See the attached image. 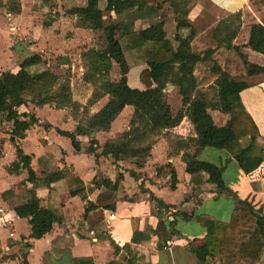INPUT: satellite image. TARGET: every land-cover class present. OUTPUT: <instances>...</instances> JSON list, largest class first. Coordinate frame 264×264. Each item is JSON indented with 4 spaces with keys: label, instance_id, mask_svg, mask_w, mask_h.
I'll use <instances>...</instances> for the list:
<instances>
[{
    "label": "crops",
    "instance_id": "crops-1",
    "mask_svg": "<svg viewBox=\"0 0 264 264\" xmlns=\"http://www.w3.org/2000/svg\"><path fill=\"white\" fill-rule=\"evenodd\" d=\"M29 1L20 0L22 11L19 15L8 13L4 7L7 0L0 1V74L6 71L16 74L23 67L28 70L40 69L46 55L49 58L67 56L80 42V37L87 35L92 40L91 33L87 32L93 30L75 29L69 22V15L76 23L78 15L86 12L87 0ZM144 1L147 8L143 18L135 10L119 17L113 12L108 16L133 22L135 31L140 32L148 43L165 39L177 49L192 28L197 32L191 42L194 52L216 49L213 61L199 62L195 66L194 77L201 84L197 96L202 95L203 88L210 87L213 82L215 84L216 77L205 81L214 62L222 70H229L238 82L249 84V88L241 92L240 98L255 122L259 136L241 138L240 142L242 147H253L254 160L246 167L226 150L210 147L201 149L195 158L198 148L195 142L191 141L192 145H172L164 136L168 132L187 142L197 138L195 127L188 117L178 127L162 132L143 168L135 166V158L115 161L112 156H102L103 146L108 141H116L119 134L130 129L134 114L131 106L125 108L109 131L77 135L82 145L80 151L76 150L71 139L59 131L77 133L81 119L96 114L108 102L106 97L89 106L95 86L84 80L87 68L81 53V65L78 68L72 66L80 72L78 83H72L77 110L31 105L26 111L34 114L38 123L30 127L20 142L24 155L31 159L30 167L38 179L44 181L48 175L62 170H66L67 176L49 187L41 181L35 186L29 181L27 169L22 165L14 167L18 157L15 145L6 136L0 139V264H74V259L108 264L123 260L124 254L116 250L126 243H131V254L138 264H198L195 255L189 251L188 239L201 242L207 231L203 227L201 233L196 221L176 218L175 230L180 234L172 236L168 225L174 221L173 215L177 211L210 215L223 222H226L223 215L228 213L230 220L227 223H230L237 213L238 199L248 202L253 212L264 217V74L246 77L243 60L233 50L234 47H240V53L250 63L264 67V55L246 47L251 25H264L260 18L264 6H257L256 0H176L188 9L191 24V28L178 31L176 16L169 5L162 3V0ZM36 2L40 4L42 13L34 8L33 3ZM82 2L85 3L80 6ZM99 3L101 9H105L106 0H99ZM40 14L48 15L50 21L46 25L40 24L39 46L32 49V53H24L14 45L15 42L6 40L8 37L16 39L19 33L32 31L33 16ZM67 26L74 30L73 36L64 33ZM178 34L179 42L175 39ZM61 36L64 37L63 46L57 48L55 38L61 39ZM86 45L90 47L85 52L100 48L91 42ZM59 65L70 66L68 63L56 64ZM46 66L51 67V63ZM143 69L145 66L142 63L126 65L113 62L111 80L119 82L125 78L131 88L144 90L139 80ZM42 71L44 69L39 72ZM166 95L173 114L183 109L179 88L169 85ZM209 113L218 127L226 126L230 120V116L220 110H209ZM117 125H120L118 133L115 132ZM92 138L98 145H87ZM195 160L220 168L224 184L234 193L233 196L218 194L217 187L207 183L208 174L200 172ZM169 164L176 171L175 188L171 187L169 169H163L158 174L159 168ZM77 179L83 187L75 181ZM104 180H110L113 184L119 180L112 200L107 201L114 208H99L86 215L87 204H97L99 196L108 190L103 185ZM81 188L82 193L71 194L72 191L79 192ZM31 191L35 192L42 207L56 211L59 218L51 233L39 240L30 238V220L38 210L37 205L29 200ZM155 199L176 208L168 212L161 209ZM136 233L144 234V238L138 237V242L132 243ZM166 243L168 247L159 250V246ZM219 261L216 259L213 264H220Z\"/></svg>",
    "mask_w": 264,
    "mask_h": 264
},
{
    "label": "trees",
    "instance_id": "trees-1",
    "mask_svg": "<svg viewBox=\"0 0 264 264\" xmlns=\"http://www.w3.org/2000/svg\"><path fill=\"white\" fill-rule=\"evenodd\" d=\"M162 3L169 5L176 16L178 31L183 28H191L188 20L189 12L186 7L180 5L176 0H162ZM4 7L11 14L19 15L22 11L20 0H8ZM146 8L147 3L144 0H106L105 9H101L99 0H87V10L78 15L76 27L101 31L105 38V47L92 48L82 53L87 68L84 80L95 86L88 104L92 106L106 97H108V102L96 114L84 116L77 128V133L63 131H59V133L70 138L74 148L80 151L82 144L78 141L77 135L109 131L125 108L131 106L134 108V114L130 121V129L124 132L120 139L108 141L103 146L102 156H112L115 161L135 158V166L143 168L153 147L148 141L152 137L161 135L164 131L178 127L183 119L188 117L197 134L196 139H190L198 147L195 158L205 147L223 149L247 167L250 161L254 160L252 158L253 147H242L240 140L241 138L259 136L257 126L245 110L240 98L241 92L248 89L249 84L238 82L237 77L233 76L229 70H222L214 62L208 72V77L217 78L215 85L219 91V103L215 105L204 97H194L201 85L194 77L195 66L199 62L213 61L216 49L210 48L202 53L194 52L191 42L197 32L192 28L186 40L180 42L177 49L165 39L161 42L148 43L140 32L135 31L133 22L119 21L107 16L113 12L119 17L135 10L140 14V18H143ZM179 38L178 34L175 38L176 41L179 42ZM246 47L264 55V25H251ZM233 50L243 60L246 77L264 74V67L250 63L247 57L240 53V47H234ZM136 59L145 66L139 76L144 90L131 88L125 78L119 82L111 80L113 62L129 65ZM60 81L61 77L50 69L32 73L23 67L16 74L10 71L0 74V116L4 122L11 123L15 128V136L12 137L11 142L17 148L18 157L14 167L22 165L27 169L29 181L35 186L41 181L49 187L67 176L66 170H62L48 175L44 181L38 179L30 167L31 159L24 155L20 147V142L26 137V132L31 126L38 123L35 115L26 111L29 105L35 107L50 105L57 110L65 108L77 110L78 104L73 100L70 82ZM171 84L179 88L183 101V109L177 114H173L167 101L166 89ZM28 95L31 98L30 101L27 99ZM209 110H220L228 114L230 116L228 124L224 127L216 126ZM91 143L98 145L95 140H92ZM194 163L200 172L208 174L207 183L215 185L218 194L233 196L234 193L224 184L220 168L196 160ZM163 169L170 170L171 187L175 188L177 182L175 169L169 164L159 168L158 174ZM119 180L114 184L110 180L103 181L104 187L108 190L99 196L97 204H87L86 215L99 208L109 210L114 208L107 201L112 200L113 192L118 189ZM75 181L79 182V179ZM81 185L83 187V184ZM195 191L196 189L193 192ZM82 192L83 188L79 192L72 191L71 194L77 195ZM152 199L154 200V197ZM29 200L38 207L37 212L30 220L32 228L30 238L39 240L51 233L54 223L59 218L56 211L40 205L34 191H31ZM155 200L161 209L168 212L176 208ZM188 200L186 199V201ZM236 200L237 206H239L237 211L242 207H247L249 214L246 218L255 224V230L245 244L239 243L236 239L234 221L227 223L210 215L189 214L184 211H177L173 215L175 219L170 223L171 226L173 225L172 236L180 234L174 228L176 218H181L184 221H196L206 229L207 234L201 242L198 240L189 241V251L195 255L198 264H213L216 259H219L223 264L232 258L234 252H239L242 257L248 258L247 260L254 264H264L260 263L264 253V217L253 212L249 208L248 202ZM138 237L144 238V234L136 233L132 243L138 242ZM166 247H168L167 243L164 246L160 245L159 250ZM116 251L124 254L123 260H115L108 264H138L137 259L131 254V243H126L122 248L117 247ZM74 264H93V262L86 259H74Z\"/></svg>",
    "mask_w": 264,
    "mask_h": 264
},
{
    "label": "rangeland",
    "instance_id": "rangeland-1",
    "mask_svg": "<svg viewBox=\"0 0 264 264\" xmlns=\"http://www.w3.org/2000/svg\"><path fill=\"white\" fill-rule=\"evenodd\" d=\"M1 1V0H0ZM8 1V0H7ZM25 2L27 3H30L29 0H25ZM85 2H82L80 4V6H83ZM34 5V8H36V10H38V12L40 11V13H42V10L40 8V4L38 2L36 3H33ZM256 5L259 6V5H263L264 6V0H256ZM86 6H87V1H86ZM260 9V7H259ZM36 12V11H35ZM35 14V13H34ZM69 15V14H68ZM109 14H107L108 16ZM69 19H70V23L73 25V28L76 29V24L75 22H73V17L71 15H69ZM32 18V17H31ZM29 18V19H31ZM34 19L33 20V25H31L32 27V31L30 30V32H26V33H19V36L16 37V39H10L9 37L6 39L8 42L10 41V43H14V45H16L17 47H19L22 52L26 53V52H29V53H32L31 50L32 49H37L39 45L38 42H39V39L41 37V33H40V24H44V23H47V21H50V18L49 16L47 15H39V16H33ZM107 18V17H106ZM260 18L262 19V21H264V11H262V13L260 14ZM12 27V26H11ZM71 28V26H70ZM68 26L67 28H65L64 30V33L67 34V36H73L75 34L74 30H71ZM16 28L14 27V30L15 31ZM67 31V32H66ZM63 32V31H62ZM11 33V32H10ZM87 33H91L90 36L92 38V40H89V37L86 35V37L82 36L79 38V43L76 44L74 46V48L69 51L68 55L67 56H60V58H49L50 56H45V60H43V63L40 67V69H36V70H32L30 68V71L32 73H39V71L41 69H50L52 70L54 73L56 74H59V76L61 77V81L60 82H64V80H67L70 82V85H71V88H72V83L73 84H77L79 79V71L78 69L74 70L72 68V66H76V68H78L81 64H80V57L79 55L81 53H84L86 49H88L90 46L86 45V43H89L91 42L92 45H98L99 47H105V38H104V34L103 32L101 31H97V32H87ZM63 42H64V37L61 36V39L56 37L55 38V42L54 44L58 47H60V45L63 46ZM53 44V45H54ZM54 57V56H52ZM29 59V58H28ZM42 59V58H41ZM51 63V67H47L46 65H48V63ZM57 63H68L70 64V66L68 67H64V66H56ZM132 64H141V61H137V59L134 61H132ZM212 68V66H211ZM210 68V70H211ZM238 73L240 72V68L238 67L237 69ZM242 72H243V69H242ZM210 78H212L211 76L208 77L205 76V81H207L208 79L210 80ZM211 81V80H210ZM198 93H199V90L197 89ZM203 93L202 95H198L200 97H204L206 99H208V101H211L213 104H218V95H219V91H218V87L214 84L213 82V85H211L210 87L208 88H203ZM197 93V94H198ZM197 94L195 93L194 94V97L197 96ZM27 99L28 101H30V97L29 95L27 96ZM30 106H28V108L30 109ZM53 107V106H51ZM2 118V116H0ZM0 118L1 121H3L2 119ZM130 127V126H129ZM15 129V128H14ZM14 131L15 130H11L10 132L7 131L5 133V136L7 137V139L11 140L12 137L15 136L14 134ZM120 131V125H117L116 128H115V132L118 133ZM122 136V134H119L118 139H120V137ZM160 136V135H159ZM159 136H155V137H152L151 140L148 141L149 144L151 145H155L157 139L159 138ZM164 136H167V138L169 139V141L171 142L172 145H192L193 142H187V141H183V140H180L179 137H176V136H173L170 132H168L166 135ZM92 140H95L94 138H92ZM92 140L90 142H87V145H92ZM96 141V140H95ZM95 143V142H94ZM98 142L96 141V144ZM94 145V144H93ZM226 208V206L224 207V209ZM225 211H227V208L225 209ZM249 214V209L247 207L245 208H240V210L237 211V213H235V216L233 217L232 219V222L235 224L236 228H235V236H236V239L239 243H247V241L249 240V238L251 237L252 233L254 232L255 230V224L254 222H252L251 220H249V218H246L247 215ZM224 220H226V222H229L230 220V216H228V213H226V215L224 214ZM176 225V224H175ZM195 225V224H194ZM169 229L172 230L171 228L173 227V225L171 226L170 224L168 225ZM199 227V231L202 233L201 229L203 227H201L200 225L198 226ZM175 228V226H174ZM191 241L188 239V242ZM248 258H244L242 257V255L239 253V252H234V255L232 256L231 259L227 260L226 262H224L223 264H254L252 261L250 260H247ZM220 264H222L221 261H219ZM217 264V263H216Z\"/></svg>",
    "mask_w": 264,
    "mask_h": 264
},
{
    "label": "built area",
    "instance_id": "built-area-1",
    "mask_svg": "<svg viewBox=\"0 0 264 264\" xmlns=\"http://www.w3.org/2000/svg\"><path fill=\"white\" fill-rule=\"evenodd\" d=\"M14 130V126L11 123L4 122L0 120V139L5 136L7 131ZM113 217V215H112Z\"/></svg>",
    "mask_w": 264,
    "mask_h": 264
},
{
    "label": "water",
    "instance_id": "water-1",
    "mask_svg": "<svg viewBox=\"0 0 264 264\" xmlns=\"http://www.w3.org/2000/svg\"><path fill=\"white\" fill-rule=\"evenodd\" d=\"M198 93V91H196V94ZM260 263H264V253H263V255H262V258H261V260H260Z\"/></svg>",
    "mask_w": 264,
    "mask_h": 264
}]
</instances>
